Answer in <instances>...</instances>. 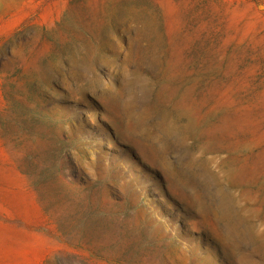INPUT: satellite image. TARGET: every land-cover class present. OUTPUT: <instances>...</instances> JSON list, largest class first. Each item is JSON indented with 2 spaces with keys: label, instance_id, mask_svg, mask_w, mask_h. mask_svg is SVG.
I'll return each instance as SVG.
<instances>
[{
  "label": "rangeland",
  "instance_id": "374dc122",
  "mask_svg": "<svg viewBox=\"0 0 264 264\" xmlns=\"http://www.w3.org/2000/svg\"><path fill=\"white\" fill-rule=\"evenodd\" d=\"M0 264H264V0H0Z\"/></svg>",
  "mask_w": 264,
  "mask_h": 264
}]
</instances>
